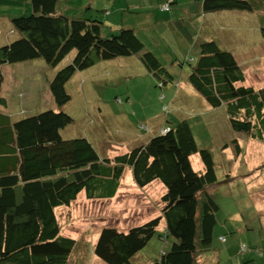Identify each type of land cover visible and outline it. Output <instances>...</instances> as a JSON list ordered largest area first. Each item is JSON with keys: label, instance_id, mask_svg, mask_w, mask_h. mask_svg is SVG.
Instances as JSON below:
<instances>
[{"label": "trees", "instance_id": "obj_1", "mask_svg": "<svg viewBox=\"0 0 264 264\" xmlns=\"http://www.w3.org/2000/svg\"><path fill=\"white\" fill-rule=\"evenodd\" d=\"M30 3L27 13L12 20L13 39L0 47V108L9 109L2 97L1 68L43 60L46 68L56 71L48 89L57 109L21 113L19 118L12 114L15 106L10 114L0 111V264H70L82 243L63 234L57 210L70 207L81 194L94 201L115 198L126 170L139 189L155 182L164 187L162 214L127 231L102 228L93 255L104 264H136L158 237L169 240L170 247L146 264H206L219 210L207 189L218 182V176L213 155L199 148L187 120L176 125L170 120L148 142L113 159L100 157L85 138L62 136L74 122L63 111L71 101L68 83L100 62L135 56L161 80V89L169 83L178 88L180 82L133 29L105 35L108 27L99 19L100 11L88 7L70 16L58 11L59 0ZM177 4L167 0L158 9L171 13ZM201 4L204 14L254 11L249 0H202ZM261 35L264 39V27ZM199 48L198 59L189 61L188 82L211 107L225 108L234 132L264 142V87L246 86L235 55L216 41L201 42ZM68 58L70 64L59 69ZM165 110L169 114L168 107ZM233 144L239 155L240 145ZM195 155L203 161V173L193 168Z\"/></svg>", "mask_w": 264, "mask_h": 264}, {"label": "rangeland", "instance_id": "obj_2", "mask_svg": "<svg viewBox=\"0 0 264 264\" xmlns=\"http://www.w3.org/2000/svg\"><path fill=\"white\" fill-rule=\"evenodd\" d=\"M84 1L76 0L71 7L82 5ZM112 1L105 0V3ZM119 1H128L130 5L143 3L141 7H149L151 3L154 11L159 5L156 0ZM166 1L160 0V4ZM249 1L254 7L252 13L224 11L201 16L202 0H178L171 12L175 11L182 20L176 25L173 23V28L159 26V18L145 22L143 11L142 16L126 15V25L139 27V22L144 21L139 39L175 76L179 87L169 83L161 89V80L137 57L121 58L100 62L75 75L67 85L71 101L63 109L74 121L63 130V138H85L100 157L109 159L128 154L148 142L170 120L171 125L183 120L190 123L199 148L213 155L218 176V182L207 189L219 210L213 248L204 258L206 264H264V142L234 132L225 108L211 107L188 82L189 61L198 59L200 43L214 40L235 55L245 73L246 86L264 87L261 35L264 0ZM20 4L21 8L26 6L24 0H20ZM67 8L63 5L61 9L66 11ZM14 9L0 7V17L6 18L4 11L10 15ZM206 22L211 27L207 28ZM118 23H124L121 17ZM110 33V29L104 30L105 35ZM71 59H66L59 69L69 65ZM45 64L43 60H34L28 65H16V70L1 68L6 79L3 95L8 98L11 109L18 106V113L26 116L57 109L48 89V81L56 71L46 68ZM15 76L20 78L19 83ZM234 141L240 145L239 155ZM191 162L196 172L205 171L199 155L192 156ZM164 194V187L157 182L139 189L126 170L115 198L94 201L81 194L70 207L58 209L63 234L82 243L70 264H104L93 255V246L102 228L114 226L127 231L158 218L164 208L161 203ZM163 229L164 221L159 231ZM170 244L169 240L153 239L140 253L136 264L157 259Z\"/></svg>", "mask_w": 264, "mask_h": 264}, {"label": "crops", "instance_id": "obj_3", "mask_svg": "<svg viewBox=\"0 0 264 264\" xmlns=\"http://www.w3.org/2000/svg\"><path fill=\"white\" fill-rule=\"evenodd\" d=\"M74 1H76V0H59L58 11L60 13H65V14H68V15L71 16V15H74L76 13H80L83 10H85L86 8L89 7L92 11H97L98 10V11L101 12V15H100L99 19H103L105 25H108V24L111 25V27L110 26H107V27H108V29H111L112 33L115 32L116 30L120 29V28H128V29H133L135 31L136 35L139 38H141V36H139L140 28H144L145 27L144 21L146 22L148 20L149 22L150 21L154 22V21H156L159 18L157 20L158 22L161 23V24H159V26L160 25H162L163 27L170 26V27L173 28V23H174V25H176L178 23L177 21L182 20V17L178 16L177 14H175V11L171 12V13L160 12V10L158 8L160 6H162L163 4H165V2L160 4V0H156L157 5L158 4L159 5H158V7L156 8L155 11L152 9L151 3H150V5L148 4L149 7H141L143 5V3H135V2H133L130 5L128 1L124 2V1H119V0H113L112 2H109V3H105V0H102V1L93 0V1H91L89 3L88 0H85L83 3H81L82 5H76L75 7H71L72 6L71 3H73ZM24 2H25L26 6L21 8L22 4L19 5L20 0H0V7H14L15 8L10 15H8L4 11V14H5L4 16L6 18H1L0 17V44H2V45H0V47L6 46L13 39V37L15 35L14 32H13L12 20L15 17L23 16L25 13L28 12V10L31 9L30 0H24ZM177 2H178V0H177ZM121 3H124V4H121ZM63 5H67L68 6L66 11H62L61 8H62ZM201 9H202V4H201ZM141 11L144 12L143 16L145 18L143 19L144 21L142 20V21L139 22V27H135L136 25H131L130 23H128L129 25H126V23H127V21L125 23L126 15H128V17L131 16V15H138V16L141 15L142 16V12ZM212 14H214V13H212ZM212 14H204V13H202L201 16L212 15ZM120 17L122 18L124 23H118L119 20H120ZM206 23L208 25L207 28H209V26H210L209 22H206ZM175 30H173V31H175ZM108 35H110V34H108ZM209 39H211V38L209 37ZM130 58H128V59H130ZM116 60H114V61H116ZM25 65H28V63H26ZM4 67L14 68L15 69L17 66H15V67L14 66L13 67L4 66ZM15 78L17 80L19 79L18 80V83H19L20 78L18 76H15ZM5 80L6 79L4 77V80L2 82V97L3 98H6V95H3V90H4L3 86L5 84ZM260 88H262V86ZM6 99L8 101L9 109H10L11 108V106H10L11 104L9 103L8 98H6ZM9 109L0 108V111L10 114V113H12V111H10ZM12 109H13V106H12ZM12 114H16L17 116H20V113H18V106H15V108L13 109V113Z\"/></svg>", "mask_w": 264, "mask_h": 264}, {"label": "built area", "instance_id": "obj_4", "mask_svg": "<svg viewBox=\"0 0 264 264\" xmlns=\"http://www.w3.org/2000/svg\"><path fill=\"white\" fill-rule=\"evenodd\" d=\"M167 10V8H165Z\"/></svg>", "mask_w": 264, "mask_h": 264}]
</instances>
